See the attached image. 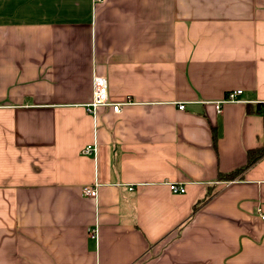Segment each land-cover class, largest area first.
<instances>
[{
	"label": "crops",
	"instance_id": "crops-1",
	"mask_svg": "<svg viewBox=\"0 0 264 264\" xmlns=\"http://www.w3.org/2000/svg\"><path fill=\"white\" fill-rule=\"evenodd\" d=\"M260 147L264 0H0V264H264Z\"/></svg>",
	"mask_w": 264,
	"mask_h": 264
},
{
	"label": "built area",
	"instance_id": "built-area-1",
	"mask_svg": "<svg viewBox=\"0 0 264 264\" xmlns=\"http://www.w3.org/2000/svg\"><path fill=\"white\" fill-rule=\"evenodd\" d=\"M95 2L101 3L103 0H94ZM92 88H93V94H92V100L89 104L86 105V110L91 115L95 114V110L99 107H109L112 112L119 113L123 106L131 105L133 104V100L131 96L127 95L125 97V100L123 102L119 103H113L110 102L109 96H108V85L106 82V79L94 75L93 81H92ZM241 94L240 90L230 91L227 92L224 98L218 102H216V107H219L221 104L224 103H234L237 102V97ZM184 108L183 105H179L178 109L182 110ZM96 151L95 146L88 145L83 149V153L85 155H94ZM169 190L173 194H182L185 192V189L181 186H177L176 184H169ZM83 194L87 197H95L96 196V190L94 186H86L83 189ZM260 218L264 220V215H260ZM96 232L95 230H90V237L95 238Z\"/></svg>",
	"mask_w": 264,
	"mask_h": 264
},
{
	"label": "trees",
	"instance_id": "trees-1",
	"mask_svg": "<svg viewBox=\"0 0 264 264\" xmlns=\"http://www.w3.org/2000/svg\"><path fill=\"white\" fill-rule=\"evenodd\" d=\"M261 105L257 104L256 105V112H261ZM264 158V147H260V148H256V149H251L248 150L246 152V162L243 166L230 171L228 173H219L217 176V180L218 181H234L238 178L242 177V174L249 169L250 167H252L256 162H258L260 159ZM214 191L210 192L209 194H207V196H205V198H203L201 201H199L195 206H194V210L199 206V204H201L202 202H204L205 200H207L208 198H210L212 195H214Z\"/></svg>",
	"mask_w": 264,
	"mask_h": 264
}]
</instances>
